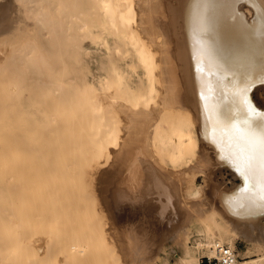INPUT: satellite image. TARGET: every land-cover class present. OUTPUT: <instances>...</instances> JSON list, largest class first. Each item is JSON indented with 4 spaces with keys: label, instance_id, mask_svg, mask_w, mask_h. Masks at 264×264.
<instances>
[{
    "label": "bare ground",
    "instance_id": "6f19581e",
    "mask_svg": "<svg viewBox=\"0 0 264 264\" xmlns=\"http://www.w3.org/2000/svg\"><path fill=\"white\" fill-rule=\"evenodd\" d=\"M8 1L0 3V264H76L89 251L59 230L72 207L63 191L80 193L90 173L127 264L172 254L163 233H181L193 216L204 225L195 247L207 256L227 245L237 264H264V108L251 97L264 84V0ZM32 92L40 103L26 108ZM25 109L32 124L21 158L52 164L31 195L12 191L10 164L22 135L14 116ZM135 122L133 137L126 125ZM207 149L236 185L213 181ZM196 151L180 170L161 158L175 164ZM196 173L204 183L193 198ZM235 235L251 246L237 250Z\"/></svg>",
    "mask_w": 264,
    "mask_h": 264
},
{
    "label": "rangeland",
    "instance_id": "374dc122",
    "mask_svg": "<svg viewBox=\"0 0 264 264\" xmlns=\"http://www.w3.org/2000/svg\"><path fill=\"white\" fill-rule=\"evenodd\" d=\"M5 1H8V0H0V3L4 2L7 4V2ZM9 3L11 2L8 1V4ZM0 55L3 56V51L1 50H0ZM135 66L138 67V70L140 72H144L145 69H143L142 67H139V63L136 62ZM254 86H255L254 90L252 89V92H251V97L258 107L264 108V84H260V85L255 84ZM27 94L28 93H26L25 96H27ZM31 95L32 97L28 96V98L26 97V99L23 100L24 104L27 105L26 108H28V105H33V107H35L37 103H40V102H34V99H33L35 95L34 92H32ZM17 102L18 101H16V103ZM27 111L28 110L25 109L24 113L21 114V111L17 110L16 115L14 116L16 118L14 119V122L18 123L17 128L18 130H21L20 133L22 135H19L17 137V147H16L17 148L16 150L17 158L14 161H11L10 164H11V169L13 172L12 181L17 182V184L15 185L13 184L12 191L18 194L19 189L23 187V190L25 191V195L27 194L31 195L37 183L39 182V180L41 183V180L42 178H44L45 174H49V171L45 170V168H49L52 164L51 163H41L40 164L37 158L25 159V160H22L21 158L22 151L20 149L23 147L22 139H23L24 134L29 131V128L31 127V124H32V120H29V118L27 117V114H28ZM28 120L30 121V123L20 124L21 121H28ZM126 129L128 130V134L131 133L132 136L134 137L137 130L140 129V127L138 126L137 122H135V123H130L126 125ZM194 130L196 132L195 126H194ZM96 134L97 132L95 131L93 135L96 136ZM166 143H167L166 145L167 151L168 152L173 151L174 147L172 143L169 142V140H167ZM197 155L198 154L196 151L194 155H191L190 157L182 161L176 162L175 164L170 163L168 160H166L165 154L164 155L161 154V158H163L165 164H167L169 167L180 170L184 168V166L186 165L194 164L196 162ZM103 157L106 158V156H103ZM103 159L104 158H102V161H101L102 163L100 165L101 167H103L104 166L103 164H105L103 162L104 161L106 162V159H104V161ZM202 161L207 166L210 165L211 168L216 169L215 171L216 179H214L213 181L216 182L218 185L230 187V186H234L237 184L238 179L235 178L228 170H226V168H223L222 166L218 165L217 158L214 156V154L212 155L208 151V149L202 155ZM209 171H212V170L210 169ZM93 175L90 173L89 175L86 174L85 178H82V180H81V177L79 178L80 179L79 187H82V191H80V193L78 191V192L72 193L71 195V192L63 191L64 192L63 195L69 194L71 196L70 199H71L72 207H71V211H67L65 215L66 226L63 229L62 228L64 225L63 224L61 227L62 229H60L59 232H61L62 236L64 234H67V238L65 237L64 239L71 240V243L73 241H79L82 244H88L89 251L85 252L84 254L82 253V256H80V258H78V260L76 261V264H111V263L112 264H115V263L116 264H127V260H126L128 259V254H126L127 251L121 248L117 238L115 237L112 238L111 236H110L111 238L110 237L108 238V236L110 235L109 234L110 231L106 233L107 232L106 230H109L110 228L109 226L110 223L108 224L109 219H108L104 206L102 205V203L100 204L101 201H99V199L97 198L98 194L95 188L96 185L93 180L94 178H92ZM201 175H202L201 173H196L190 180L191 182L190 196L193 198L197 197L199 192L202 190L201 185L204 183V180ZM44 191H46V189ZM94 195L97 197H95ZM52 199H53V196L50 195L47 199L48 200L47 204H50V202H52ZM76 200H78L81 204L79 207L74 206V202ZM96 200L99 202L97 203V205L95 204ZM58 201L59 200H57L56 202ZM13 203H14V199H13ZM94 205L97 207L101 205L99 208L101 207L103 208L97 209V207H95ZM24 207H25V203H22L20 198H18L17 196L16 197L17 216L21 215V211L23 212L22 208ZM102 209H104V211ZM126 216H127V211H125L123 214L120 213L119 220H118L119 224L124 222V219ZM174 229L175 228H173V230L172 229L166 230V233L165 232L163 233L164 234L163 246H165L166 244H169L170 246L169 248L173 250L172 254L168 255L170 251L166 253L160 249V251L157 253L154 259L146 260L144 264H185V263H182V260L180 258L187 256V254H191L195 256V259H196L195 263H198L200 262L199 257L201 255H206L203 248L197 249L195 247L197 238L202 236L201 233L204 230V225L202 223V220L199 217L193 216L188 222V224L186 225L185 229L181 231V233H177L178 231H175ZM234 238H235L237 250L244 249L246 247L251 246V243L248 241H245L243 238H240L236 235L234 236ZM45 248L47 247L45 246ZM45 248L40 250V252L44 253V251H46ZM51 250H52V246L50 247V252ZM117 251L118 253H116Z\"/></svg>",
    "mask_w": 264,
    "mask_h": 264
},
{
    "label": "built area",
    "instance_id": "2783aa9c",
    "mask_svg": "<svg viewBox=\"0 0 264 264\" xmlns=\"http://www.w3.org/2000/svg\"><path fill=\"white\" fill-rule=\"evenodd\" d=\"M237 260V255L227 245L221 246L212 257L207 255H201L199 257L201 264H237Z\"/></svg>",
    "mask_w": 264,
    "mask_h": 264
},
{
    "label": "snow or ice",
    "instance_id": "6c2138e0",
    "mask_svg": "<svg viewBox=\"0 0 264 264\" xmlns=\"http://www.w3.org/2000/svg\"><path fill=\"white\" fill-rule=\"evenodd\" d=\"M245 102L247 103V100ZM248 108H249L250 113H255V108L251 104H248ZM259 114L262 116V118H264V112L259 113ZM259 126L261 129H264V119L261 120V123Z\"/></svg>",
    "mask_w": 264,
    "mask_h": 264
},
{
    "label": "crops",
    "instance_id": "0c3cea01",
    "mask_svg": "<svg viewBox=\"0 0 264 264\" xmlns=\"http://www.w3.org/2000/svg\"><path fill=\"white\" fill-rule=\"evenodd\" d=\"M122 214H123V212H122ZM122 224V223H121ZM154 259V258H153Z\"/></svg>",
    "mask_w": 264,
    "mask_h": 264
}]
</instances>
